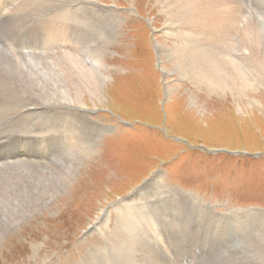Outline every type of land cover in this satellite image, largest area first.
I'll use <instances>...</instances> for the list:
<instances>
[{"label": "rangeland", "instance_id": "obj_1", "mask_svg": "<svg viewBox=\"0 0 264 264\" xmlns=\"http://www.w3.org/2000/svg\"><path fill=\"white\" fill-rule=\"evenodd\" d=\"M26 1L0 25L10 60L72 56L107 80L99 100L44 108L0 73V264H264V78L221 90L177 72L194 57L168 0ZM64 2L84 19L69 24ZM241 4L264 38V0ZM53 12L64 38L26 36Z\"/></svg>", "mask_w": 264, "mask_h": 264}, {"label": "bare ground", "instance_id": "obj_2", "mask_svg": "<svg viewBox=\"0 0 264 264\" xmlns=\"http://www.w3.org/2000/svg\"><path fill=\"white\" fill-rule=\"evenodd\" d=\"M23 1L24 0H15L4 9L0 8V25L7 23L6 19L9 15L18 19L16 11ZM243 1L244 0H168V5L171 6L173 10L175 9L179 12L178 22L169 25V27H173L172 29L179 32L181 38L193 52L194 57V59H192L193 70L190 71L188 67L184 68L183 65H176L175 70L177 72H184L189 77L192 75L199 79L202 78L208 81L212 87H218L221 90L252 88L259 78H264V38H261L263 34L259 31L260 28L257 30L251 23L248 24V22L245 21V12L241 8V3H243ZM245 1L249 2L250 0ZM55 2L60 4L63 1L56 0ZM26 3L32 8L38 9L46 5V0H27ZM65 4V10L67 12L63 15L68 18V21H70L69 24L76 23L77 19H84L82 16H77V8H75L74 5L78 4ZM1 5L2 3H0V6ZM57 13L58 12H53L51 15L53 24L49 23V21H41L40 29L33 33L26 32V36L32 40L42 42L49 41L48 38H50V36L64 38L66 35L65 27H67L68 22L61 18L56 20L59 15ZM261 28L263 27L261 26ZM23 35L25 34L20 32L17 36L20 37ZM160 47L161 46H159V48ZM175 54L172 51L170 56ZM71 57L72 56H67L63 58L53 67H47L41 62H34L33 57L34 64L22 67L15 64L0 50V73L4 74L9 81L11 79L25 86L30 91L28 92L25 90V92L29 94L32 99H36L39 104H42L44 108H46L47 105H57L60 103L59 100H64L68 102L69 105L75 107L82 105L84 104L82 103L84 93H89L93 98L99 100V94H101L103 85H105L107 80V77L103 73L102 65L95 63L96 66L94 67L91 63L88 65V62L85 61H73ZM180 67H183L185 71H181ZM63 77L66 91H61L56 88L55 92H51L42 88L43 83L50 84L54 82L57 84L62 81ZM15 134L21 136L19 133ZM0 136L4 135L0 134ZM6 136H8V134H6ZM36 139L40 140L39 138ZM10 142V139L6 137L0 138V157L2 148L11 145L12 143ZM18 160L19 157L16 156L7 164V168H12L14 174L15 172L16 174L18 173L16 170L18 168L16 167ZM24 163L25 161L20 165ZM67 170L68 169H66V171ZM68 176L69 175H67V179ZM69 178L71 179V177ZM139 220L141 221V219ZM146 225L149 226L150 223L147 222ZM149 234L150 233L147 232V234L144 235L148 238ZM262 252H264V250H262ZM125 257L127 256L125 255ZM132 261V264H135L134 261L136 260ZM148 261H146V264L159 263V261L155 262L152 260L154 263Z\"/></svg>", "mask_w": 264, "mask_h": 264}, {"label": "water", "instance_id": "obj_3", "mask_svg": "<svg viewBox=\"0 0 264 264\" xmlns=\"http://www.w3.org/2000/svg\"><path fill=\"white\" fill-rule=\"evenodd\" d=\"M216 152H218V151H216ZM223 152H226V151H223ZM232 154H235V155H237V153H232Z\"/></svg>", "mask_w": 264, "mask_h": 264}]
</instances>
